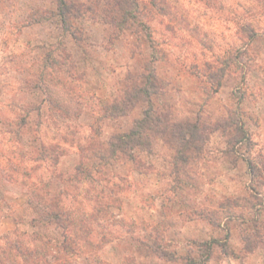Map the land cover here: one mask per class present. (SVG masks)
<instances>
[{"label": "clouds", "instance_id": "1", "mask_svg": "<svg viewBox=\"0 0 264 264\" xmlns=\"http://www.w3.org/2000/svg\"><path fill=\"white\" fill-rule=\"evenodd\" d=\"M0 264H264V0H0Z\"/></svg>", "mask_w": 264, "mask_h": 264}]
</instances>
